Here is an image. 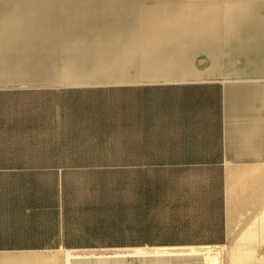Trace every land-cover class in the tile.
<instances>
[{"label":"crops","instance_id":"1","mask_svg":"<svg viewBox=\"0 0 264 264\" xmlns=\"http://www.w3.org/2000/svg\"><path fill=\"white\" fill-rule=\"evenodd\" d=\"M101 1L103 4L106 0ZM73 3L100 7L96 0ZM175 3L178 16L171 22L181 30L163 33L162 53L148 61L179 62L197 51L212 52L219 42L231 43L234 37L238 39V52L223 48L215 53V59L207 58L209 68L229 71L226 75L233 77L220 76L221 72L212 79L129 81L126 89L119 85L112 90L110 141L104 140L109 124L100 119L103 113L93 108L94 96L77 97L73 95L77 93L62 88L0 89V264L66 263L71 256L57 252L101 244L88 243L85 236L103 227L104 215L72 207L73 171L83 170L79 167L126 165V235L127 245L134 251L226 245L230 218L245 208L238 206L253 204L263 196L264 7H251L245 15L241 13L245 5L240 2V11L229 19L232 12H225V8L214 16L210 2ZM153 8L142 6V19L156 16L151 14ZM190 10L194 15L185 16L184 12ZM98 13H115L122 25H130L129 15L120 19L121 13L100 9L93 15ZM24 18L33 22L37 44L48 45L45 51H34L37 57L28 68L46 75L57 58L50 40L41 37L58 38V34H72L74 29L81 38L90 34L88 27L79 24L44 25L33 21L36 15ZM5 20L0 18V23ZM217 21L222 23L215 26ZM224 21L230 23L225 25ZM119 28L118 22L115 30ZM238 29L235 34L224 31ZM196 36L203 40L198 49ZM90 38L94 43L99 41L94 33ZM22 43L18 39L12 49L7 41L0 42V68H6L9 62L15 69L24 67L18 62L21 58L15 56H23L19 51ZM7 53L12 56L3 59L2 54ZM132 62L129 59V65ZM97 64L102 62L91 66ZM181 69H191L195 76L190 63ZM244 212L247 222L238 220L235 245L228 252L227 263L264 264V204ZM118 219L115 217V221ZM258 244L259 248H253ZM206 258L209 264L217 263L215 255Z\"/></svg>","mask_w":264,"mask_h":264},{"label":"rangeland","instance_id":"2","mask_svg":"<svg viewBox=\"0 0 264 264\" xmlns=\"http://www.w3.org/2000/svg\"><path fill=\"white\" fill-rule=\"evenodd\" d=\"M42 1L0 0V18L7 19L0 23V34H2L0 42L7 41V45L11 46L12 49H15L14 46L18 39L24 42L21 44L23 48L19 47V51H21V53L23 52V56L22 54H15V56L21 58L18 62L23 63L24 67H30L34 64L32 60L37 57V55L33 56L34 51L38 48L41 51L48 49V45L37 44V39L33 37L31 27L33 22L31 20H25V16L30 14L36 15L37 18L33 21L41 22L44 25H54V23L58 22L62 26L77 27L79 24L88 27L90 34L81 38L77 35L76 29H74L71 32L72 34H69V31L66 35L65 33L63 35L58 34V38L41 37L40 40H50L51 45L49 46L51 50H54L57 58V63H55L54 67L57 66L59 68L57 70L55 69L53 77H51L52 79L30 84L2 83L0 84V89L62 88L67 90L70 89L73 93H77L73 94L77 97L94 96L96 101H93V108L101 111L103 117L100 119L109 124L108 132L103 134L106 142L111 140L110 123L114 112L112 101L114 92H112V90L119 85L123 87L122 89H126V85L129 81L164 82L170 80L193 81L206 78L212 79L218 77L221 72H223V75L220 76H231L226 75V72L229 71H218L212 67L209 68L207 58L215 59V53L217 51L222 52L223 48H228L229 52H238L236 48L238 46L236 43L238 39L234 37L229 40L232 41L231 43L227 42L228 44H224V42H219L217 48L212 52L205 50L197 51V53L192 54L190 57L186 56L185 59L181 56L182 58L179 62L174 61L162 64L148 61L149 58L155 56L154 54H159L156 49H152V45L157 39L156 36H158V34L150 32L145 34L143 32L142 25L144 19H142V15H140V10H142V6L144 8H152L156 4L155 1L159 2V0H132V2L126 1L127 3L121 0H118L119 3H114L113 0H106L103 4H100V7L90 4H74L73 0H66L65 2L64 0ZM197 2H210L213 4L210 6L212 7L210 11L214 16V12L225 8V12H232V16L228 15L229 19L235 17L233 16L234 12L240 11L238 6L240 2L245 5L241 10V13L244 12L245 15H248L251 7H255L256 5L264 7V0H197ZM251 3H255V5H251ZM215 5L218 7H213ZM99 9L101 11L111 10L116 13H121L120 19H124L123 16L129 15L130 25L126 26L124 22L122 25V21H119L120 28L118 30H115L113 33H105V29H101L97 23L90 20L93 14ZM77 11L80 13L78 14L80 17L73 15V12L75 14ZM48 20H51V22H47ZM145 21L147 20H144V22ZM228 22L230 23V21H224L223 24L227 25ZM166 23L167 22L162 23V26H167ZM221 23V21H217V25H215V22H212V25L218 26V24L220 25ZM199 24L201 27V25H203L202 21H200ZM18 27H22L20 31L16 30ZM196 29H198V22H196ZM224 31L235 34L239 29ZM6 32L7 34H5ZM91 33H94L99 41L97 40V42L94 43L90 38ZM136 35H141L143 38ZM131 36L136 38V40H129ZM195 40V46L196 49H198V44L200 45L203 40L197 36ZM223 40L224 39L221 41ZM141 47L148 53H144ZM8 49L12 53L13 50L10 48ZM118 51L123 52L125 56L127 53L131 55L133 59L132 64L128 66L127 62L122 63V61L117 60L111 64V59L116 57L112 54L115 53L118 57V55H120L117 53ZM11 53L2 54L3 59L7 57L10 59L12 56ZM64 58L68 61L67 63L64 62ZM169 58L172 60L175 59L174 56H170ZM99 60L102 64L91 66V64H95ZM189 63L195 73L194 77L191 69H181V67H185ZM83 64L88 66L83 67ZM11 65V62H9L6 68H0V76L11 74L9 69L15 70V67ZM213 65L217 64H211V66ZM7 68L8 70H5ZM61 68L71 71L72 76L69 77L65 70ZM53 69L54 68L48 71L47 75L50 74ZM210 70H212V72H210ZM76 77L82 79H77ZM79 168H83V170L73 171V179L75 180L71 183L72 207L73 210L92 211L98 214V216L104 215V222L100 224V226L103 227L96 232H89L88 235L85 236L86 242L101 244L73 247L71 251L57 252L56 255L63 256L66 254V256H71L66 259V263L60 264H209L210 261L206 258L208 255L211 257L210 259H213L214 255L217 257V263L215 264H228L227 255L235 245L234 235H236L238 220L247 222V214L244 210L247 208L254 210L260 207L261 204H264L263 192V196L253 201V204H241L238 206L245 208L239 212H234L230 218L229 241L226 245L220 247H190L181 249H147L146 251H134L127 245L126 235V165H121L119 168H112L110 164L89 167V169L85 167ZM117 216H119V219L115 221V217ZM257 243L258 242L255 244ZM259 247L260 245L258 244L254 245L253 248L257 249ZM208 249H210L211 252L203 255L184 254L188 251L192 252L193 250L199 251ZM164 251H171L174 255L164 253Z\"/></svg>","mask_w":264,"mask_h":264},{"label":"bare ground","instance_id":"3","mask_svg":"<svg viewBox=\"0 0 264 264\" xmlns=\"http://www.w3.org/2000/svg\"><path fill=\"white\" fill-rule=\"evenodd\" d=\"M164 1H166V2L168 1L167 5H169V3H170V6L164 5L160 1L159 2L155 1L156 4L153 6L155 8H153V10L151 11V14L156 15V16H153V18L144 22L142 25V30L145 34H147L149 32L158 34V36H156L157 39L155 40L154 44L152 45V49L153 50L156 49L158 53L160 52V48L162 45V41H161L162 38L161 37H162L163 33L173 31L174 29H176L177 31L181 30L180 26L175 25L176 22H174V21L171 22L172 20H176V17L178 16L177 10L179 7H177V5L175 3L176 0H164ZM96 3H98L100 5V4H102V1L96 0ZM188 8L193 9V6H189ZM184 15L185 16H187V15L193 16L194 13L192 12V10H190L189 12H184ZM117 17H118V15H116L115 13H112V14L98 13L96 15H93L90 20L92 22L97 23L101 29H105V33H107V32L113 33L115 31V29L118 28L119 20ZM165 22H167L166 23L167 26L163 27L162 23H165ZM126 51H128V50H126ZM117 53L120 54V55H118V57L115 53L112 54L113 56L115 55L116 57L111 59V64L116 62V60L122 61V63H125V62L128 63L129 59L132 58V56L129 55L128 53L126 54L127 57L124 55L123 52L118 51ZM120 65H122V64H120ZM128 66H129V63H128ZM161 252H163V251H161ZM164 253H166V251H164Z\"/></svg>","mask_w":264,"mask_h":264},{"label":"water","instance_id":"4","mask_svg":"<svg viewBox=\"0 0 264 264\" xmlns=\"http://www.w3.org/2000/svg\"><path fill=\"white\" fill-rule=\"evenodd\" d=\"M58 68L59 67L57 66L54 67V69L48 75H46L45 72H42L36 69H30L28 67H22L20 69H15V70L9 69L11 74L0 76V84L2 83L30 84V83H37V82H42L45 80H50L52 79L51 77H53V73L55 72V69L57 70ZM5 70H8V68ZM65 72L66 74L69 75V77L72 76L71 71L65 70ZM76 78L82 79L80 77H76Z\"/></svg>","mask_w":264,"mask_h":264}]
</instances>
